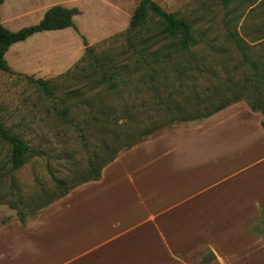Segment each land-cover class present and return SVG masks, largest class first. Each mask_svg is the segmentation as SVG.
<instances>
[{
	"label": "crops",
	"instance_id": "obj_1",
	"mask_svg": "<svg viewBox=\"0 0 264 264\" xmlns=\"http://www.w3.org/2000/svg\"><path fill=\"white\" fill-rule=\"evenodd\" d=\"M63 1L33 9L41 20L54 6L84 13ZM76 27L12 45L9 67L41 79L61 76L80 57L60 65L55 42L73 29L84 45L88 37ZM40 40L39 51L29 49ZM262 121L240 101L125 151L98 181L75 188L36 220L0 224V264H264Z\"/></svg>",
	"mask_w": 264,
	"mask_h": 264
},
{
	"label": "rangeland",
	"instance_id": "obj_2",
	"mask_svg": "<svg viewBox=\"0 0 264 264\" xmlns=\"http://www.w3.org/2000/svg\"><path fill=\"white\" fill-rule=\"evenodd\" d=\"M13 1L15 4H12ZM44 1L54 0H9L11 5L4 0L0 7L2 21L6 16L13 15L11 23L4 26L11 31H18L39 23L43 13L36 12L33 4L43 9L48 6ZM140 1L62 2L66 6L84 7V13L75 17L74 22L81 33L88 37V44L95 48V56L101 59V66L109 74H116L115 79H110L111 84H118L115 90H109L108 84H100L101 76L95 71L96 67L89 59L82 60L85 46L73 29H67L64 38L55 42L60 46L58 61L60 65H69L75 57L80 58L68 70L71 75L43 78L54 89L53 96H48L41 87L30 81L29 78L41 79L35 75L0 71V123L8 132L20 136L32 150L41 154L14 171L9 161L11 147L0 136V224L20 221L18 211L25 214L26 222L36 220L46 207L35 214L32 212L52 197L54 179L72 181L74 176L77 179L85 177L93 152L101 144L93 124V118L101 111L105 112L102 118L106 122L117 120L116 126L122 125L124 129L127 122L122 119L124 107L131 108L132 114L140 112L137 114L139 119L145 120L146 109H149L148 104L152 102L154 94L166 101L171 92L173 104L191 107L196 94L210 96L212 88L219 83L240 84L251 77L252 69L244 66L232 37L241 39L246 50H264V0H258L251 8L242 9H238L240 2L225 7L222 0H154L166 11L177 13L193 25L198 44L191 50H197L201 55L208 54L210 50H224L218 57L213 55L215 59L206 60L202 75L194 71L195 65L189 62L185 63L182 70H178L181 67L177 65L159 69V93H154L149 85V70L141 64L138 56L132 55L131 50L135 49L131 48L126 38L131 16ZM241 11H244V15L237 19ZM171 41L162 39L159 44L147 47V50H177ZM45 43L42 40L35 41L28 47L39 51L37 49ZM138 48L143 50L142 45H137ZM251 54L254 55V51ZM174 61V64L178 62L177 59ZM166 77H169V85H164ZM109 108L116 111L109 113ZM159 108L163 111V107ZM68 109L67 115L62 114ZM186 123L166 125L146 140ZM81 134L86 135L87 147ZM126 142L124 138L112 141L113 150L122 149ZM42 190H46L44 198L32 201ZM11 203L16 204L18 210L13 209Z\"/></svg>",
	"mask_w": 264,
	"mask_h": 264
},
{
	"label": "trees",
	"instance_id": "obj_3",
	"mask_svg": "<svg viewBox=\"0 0 264 264\" xmlns=\"http://www.w3.org/2000/svg\"><path fill=\"white\" fill-rule=\"evenodd\" d=\"M247 1V3H246ZM258 0H222L225 7L233 2H240L238 9L251 8L257 3ZM4 0H0V7ZM235 11V10H233ZM80 11L77 8L69 9L63 6H54L49 9L44 18L36 25L25 27L19 31H11L7 29L2 23L0 18V71L13 74L14 72L9 67L5 54L9 48L19 42L27 40L32 35L43 31L63 30L66 28H75L73 18L79 15ZM244 11L237 14V19H241ZM127 41L132 49V55L138 56L141 59V64L149 70V85L153 88L154 93H159L157 89V77L159 69L172 67L177 65L181 67L186 65V62L195 65L194 71L202 75L204 72L203 67L206 66L208 58L215 59L220 56V52L224 50H210L208 54H199L197 50H191L198 42L195 37L193 25L186 19L179 17L177 13L166 11L160 4L154 0H141L137 5L133 15L131 16L129 27L127 30ZM236 47L239 49L242 62L244 66H249L252 69V75L245 82L240 84H217L211 90L210 96H202L196 94L194 105L189 107L185 104H173L171 102L170 92L168 100H160L154 94L152 102L149 103L146 109V119H139L140 112L132 114L131 108L124 107L122 111V119H126L124 129L122 125H118L117 120L113 123L106 122L102 115L104 111L100 112L98 116L93 118L95 130L101 141L98 145L93 156L89 161V166L85 177L77 179L76 176L72 181L62 179H54V189L52 197L46 202L39 205L37 210H33L32 214L37 211L53 204L55 201L66 197L75 188L92 181H98L102 176L103 169L111 164L121 152L128 151L133 147L141 144L146 139L154 135L157 131L163 129L166 125H173L176 122L184 123L189 121H198L209 118L214 114L226 109L227 107L245 100L249 108L254 112H259L263 116L262 126L264 128V50H246L242 44V40L232 37ZM162 39H170L177 47V50H147V47L159 44ZM84 40L85 56L82 60L89 59L91 64L96 67L101 79L99 83L104 85L108 84L109 90L117 88V82L110 83V79H115V73L109 74L103 66H101V59L95 56V48L90 46ZM136 45V46H135ZM137 45H142L143 50L137 49ZM264 46V44L262 45ZM136 47V48H135ZM254 51V55L251 54ZM178 62L174 64V60ZM199 63L200 66H199ZM202 66V67H201ZM203 71V72H202ZM71 71L61 75H71ZM31 82L41 87L48 96H53L54 89L51 87L48 80L29 78ZM197 79V78H194ZM169 77H166L164 85H169ZM163 107L161 111L159 107ZM150 110H152L150 112ZM109 113H114L111 108L108 109ZM162 112V113H161ZM68 110H64L62 114L67 115ZM161 113V114H160ZM176 113V114H175ZM160 114V115H159ZM165 119L164 121H162ZM66 120H69L66 118ZM162 121V122H161ZM117 122V124H116ZM0 136L3 141L10 145V163L14 171L24 167L30 159L35 156H40L39 151L32 150L28 143L20 136L13 135L8 132L3 124L0 123ZM83 143L87 147L86 135H80ZM122 138L126 139V144L122 149L113 150L111 142L120 141ZM113 151V152H112ZM46 190H42L40 194L32 201H40L44 198ZM13 209L18 210L16 204H10ZM35 211V212H34ZM18 217L22 223H26L27 217L22 211H18ZM211 259L213 258L212 254ZM207 257L203 258V262H209Z\"/></svg>",
	"mask_w": 264,
	"mask_h": 264
}]
</instances>
